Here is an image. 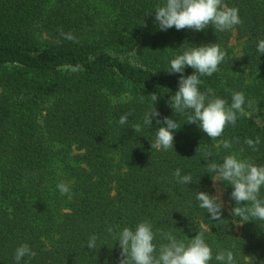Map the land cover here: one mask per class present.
Listing matches in <instances>:
<instances>
[{
	"label": "trees",
	"instance_id": "16d2710c",
	"mask_svg": "<svg viewBox=\"0 0 264 264\" xmlns=\"http://www.w3.org/2000/svg\"><path fill=\"white\" fill-rule=\"evenodd\" d=\"M223 2L239 10L242 22L220 32L211 25L160 30L154 12L165 0H0V264H17L22 244L36 255L19 264H119V232L143 221L152 225L157 254L168 242L164 233L187 244L202 232L209 264H221L220 251H231L236 264L264 262V221L230 214L236 206L230 184L220 181L228 206L220 220L196 199L198 191L215 195L211 176L218 174L207 163L236 155L264 165V122L247 112L264 109V54L256 48L264 39V0ZM232 30L244 40L242 56L230 46ZM212 43L226 57L218 72L200 78L199 90L211 89L209 98L228 105L233 93L245 96V115L237 113L236 124L216 140L167 104L181 75L168 72L170 61ZM78 64L82 72L60 70ZM193 71L186 67L183 75ZM154 107L160 116L144 125ZM121 115H128L124 126ZM166 116L181 126L173 130L174 148L151 149ZM257 137L256 150L244 142ZM177 168L192 182L178 183ZM61 182L69 193L60 194ZM258 198L264 201V186Z\"/></svg>",
	"mask_w": 264,
	"mask_h": 264
},
{
	"label": "clouds",
	"instance_id": "9594fccd",
	"mask_svg": "<svg viewBox=\"0 0 264 264\" xmlns=\"http://www.w3.org/2000/svg\"><path fill=\"white\" fill-rule=\"evenodd\" d=\"M238 9L229 7L223 0H165L163 5H158L155 9V22L160 30L166 31L175 27L176 30L191 29L193 31H202L210 25L215 31L231 30L242 21L238 15ZM61 36L69 41L77 42L75 36L71 33H64L60 30ZM60 41H57L59 44ZM257 51L264 54V39L256 45ZM226 53L221 50L219 44L212 43L191 47L183 54L177 55L170 61L168 72L180 73L178 80V90L171 95L167 101L168 106L174 114L186 115L189 124L197 126L211 140L221 137L224 129L229 125H235L237 113L245 115V96L241 92H235L231 97V104L227 101L215 97L209 98L208 93H201L199 85L202 83V76H211L219 71V65L225 60ZM186 67H191L194 71L191 75L184 76ZM71 73L82 72L81 65L64 66L60 69ZM151 99L156 103L158 96L152 93ZM251 107L253 102H248ZM160 113L155 109L146 113L143 123L152 126V118L159 117ZM118 123L124 126L128 123V115H121ZM159 125L160 119H156ZM163 124L156 131L155 141L151 143V149L157 151L174 148V131L181 126L179 122L164 117ZM134 132L141 131V125L132 126ZM247 145L256 150L259 144V137L253 141L246 138ZM225 149L231 147V142L224 140L221 142ZM219 146V145H218ZM198 151V149H197ZM210 155V154H209ZM209 173H217V177H212V181H223L230 184L233 191L230 199L234 200L236 206L231 208V215L242 218L245 222L250 220L264 221V201L258 198L261 187L264 186V165H255L247 160H241L236 155H227L223 158V163H207ZM173 175L180 184L192 182L190 174L181 175V169H175ZM57 188L61 195L69 193L70 189L64 182L58 183ZM196 199L200 202L199 207L210 214L212 220H220L224 208L223 201L220 198V190L217 195H210L203 191H198ZM244 204V207L239 205ZM251 218V219H250ZM109 233H113V228H108ZM164 239L168 242L157 247L153 243L155 234L152 225L148 221L137 224L135 230L125 227L118 234L120 246L119 264H209L212 260V250L205 242L204 234L197 232L186 244L179 241L171 233H164ZM97 237L91 236L87 241V247L90 250L96 248ZM36 253L30 249L27 244L20 245L14 254V259L19 264L25 257H34ZM215 259L221 264H236L234 254L231 251H220ZM264 264V262H262Z\"/></svg>",
	"mask_w": 264,
	"mask_h": 264
},
{
	"label": "rangeland",
	"instance_id": "374dc122",
	"mask_svg": "<svg viewBox=\"0 0 264 264\" xmlns=\"http://www.w3.org/2000/svg\"><path fill=\"white\" fill-rule=\"evenodd\" d=\"M42 38L46 39L47 36L45 34H43ZM244 45H245L244 40L238 36L236 30H232V37L230 40V46H231L234 54L238 55V56H242L243 50H244ZM247 112H248V115L252 119H254L257 123H263L264 122V109L254 108V109H249ZM213 186H214L215 195H217L219 190H220V198L223 201L224 206L228 207L227 206V193H226L225 188L222 186L220 181H216L213 184Z\"/></svg>",
	"mask_w": 264,
	"mask_h": 264
}]
</instances>
